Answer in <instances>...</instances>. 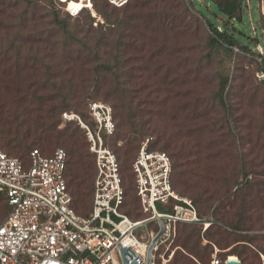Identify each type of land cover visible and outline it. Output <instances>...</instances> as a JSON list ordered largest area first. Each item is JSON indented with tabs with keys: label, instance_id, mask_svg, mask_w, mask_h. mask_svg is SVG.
<instances>
[{
	"label": "rangeland",
	"instance_id": "374dc122",
	"mask_svg": "<svg viewBox=\"0 0 264 264\" xmlns=\"http://www.w3.org/2000/svg\"><path fill=\"white\" fill-rule=\"evenodd\" d=\"M245 2L243 30L260 37L256 28L258 21L264 23V0ZM204 10L212 12L210 0H128L124 8H109L118 20L110 26L97 8L96 18L85 14L71 19L50 0H0V134L18 137L25 157L0 146L24 161L31 149L45 156L66 150L75 207L87 215L96 177L92 143L79 121L65 115L77 116L96 136L90 105L111 107L116 132L101 137L129 173L146 140L152 139L150 148L156 150L174 144L193 170L194 190L190 195L177 191L191 200L199 196L202 218L218 221L220 232H211L215 239L201 234L202 246H209L205 263L181 247L189 230L181 227L172 246L161 250L164 259L158 264H225L231 250L242 264H264V86L256 79L260 63L255 47L248 52L237 48L231 61L222 54L210 59ZM223 61L229 62L231 77L229 113L216 100ZM143 129L147 135L140 134ZM61 134L78 136L79 155L71 150L69 138L58 139ZM127 203L145 218L134 180ZM6 215L0 199V223ZM153 228L141 227L135 236L146 242Z\"/></svg>",
	"mask_w": 264,
	"mask_h": 264
},
{
	"label": "built area",
	"instance_id": "2783aa9c",
	"mask_svg": "<svg viewBox=\"0 0 264 264\" xmlns=\"http://www.w3.org/2000/svg\"><path fill=\"white\" fill-rule=\"evenodd\" d=\"M54 1L72 18L86 10L97 17L94 0ZM108 2L122 8L128 0ZM255 53L260 63L256 79L264 83V40L255 46ZM90 112L98 125L96 136L77 116L65 115L68 120L79 121L92 143L96 177L88 216L79 215L73 207L67 182L68 154L64 149H57L51 156L35 149L26 164L0 147V195L9 206L0 224V264H123L120 244L130 247L142 261L140 264H147L149 249L161 232L160 221L164 233L150 257V264H158L159 259H164L161 250L175 242L178 225L202 226L203 233L213 225L212 217L202 218L193 201L175 191L172 160L165 152L149 149L152 139L146 140L132 164L135 190L145 218L134 221L125 214L120 163L101 137L102 133L112 136L116 132L113 110L95 102ZM153 224L148 240L139 241L135 231Z\"/></svg>",
	"mask_w": 264,
	"mask_h": 264
},
{
	"label": "trees",
	"instance_id": "16d2710c",
	"mask_svg": "<svg viewBox=\"0 0 264 264\" xmlns=\"http://www.w3.org/2000/svg\"><path fill=\"white\" fill-rule=\"evenodd\" d=\"M253 1H256V0H253ZM50 2L52 3V6L54 8L55 7L60 8V10H62L67 15L68 18L73 19L54 0H50ZM210 2H211L212 7H213L212 12L211 13L207 12V10H204L201 12L203 17L205 18V20L207 22L209 30H210V35H209L208 41H207V48L209 49V58L210 59L214 58L215 56L222 54L225 57V59H228L231 61L234 58L235 49L238 48L244 52H248V51L252 50V47H255L257 44H259L261 42V40H264V23L261 20L257 22V28H256V30L261 33L260 37L252 38L251 36H247L243 30L244 23H245V17H246V7H247L245 0H218V1L210 0ZM110 7L116 8L112 5H110L108 0H105L102 3L98 2L97 0H94V9L95 10H96V8L98 9L99 13L104 16V18L106 19L107 23L110 26H115V24L118 23V20L117 19L115 20L113 18L112 14L109 13ZM124 7H122V8H124ZM118 9H121V8H118ZM85 14L92 15L89 11L86 10L81 16H83ZM217 17H222L223 21L221 23H218ZM228 63L229 62H225V61H223L221 63L220 72L218 73V78H219L218 87L219 88H218V92L216 94V100L218 101L220 106L227 113H229L231 110L230 105L228 104V93H229L230 85H231V77H230V73H229V68L227 67ZM106 69L108 72L112 71L111 68H106ZM262 85L264 86V83H262ZM227 121H229V123H230V117L228 118ZM3 128H4L3 126H2V128L0 127L1 130ZM147 132L148 131L146 129H143L142 132H140V134L147 135L148 134ZM62 137H67L71 140V150L73 151V153L79 155V153H80L79 147H80L81 143L79 141L78 136L74 135V134H71L69 136L67 134H65V135L61 134V136L58 137V139H60ZM18 140H19L18 137H12L10 135H4V133L0 134V143L3 145V147L7 151L15 153L17 155H20L22 158H24L25 155L22 154V149H23L22 145H17ZM47 140H48V138L45 139L44 141L47 142ZM151 142H150V144H151ZM150 144H149V149L151 151H162V152L167 151L170 153V154H168L167 152H165L170 156V158L172 160L173 188L175 189V191L177 193H179L177 190L181 189L184 194L190 195V191L194 190L193 186H192L193 184L191 183L193 170L188 167L189 165L187 164V162L184 159L183 152L180 151V149H178V147L174 146V144H172V143L166 145L162 150L152 149V148H150ZM1 149L5 153H7L2 147H1ZM33 150H35V149H31L28 152V157H27L26 161H24L23 159H20V158L19 159L22 160L23 162H25L26 164H28L30 152ZM138 152H137V154H138ZM114 153L116 154L118 161L120 163L121 174H122V178H123V187L125 190V204H124L122 210L132 220H134V221L141 220L142 218L140 219V217H141L142 213L139 212L138 208L136 206L134 207L133 205H131L130 208H128L129 205L127 203L129 187L131 185L132 180H134V187H135V179H134V175L132 173V165H131V169H130V173H129L128 168L125 167L121 158L117 155V152L114 151ZM7 154L10 155L9 153H7ZM137 154H136V156H137ZM10 156H13V155H10ZM135 158H134V160H135ZM134 160H133V162H134ZM94 165H95V157H94ZM68 171H69V156H68V163H67V182H68V187H69ZM240 186H243V185L241 184ZM78 188H81V184L78 186ZM69 190H70V187H69ZM70 192H71V190H70ZM135 193H136V190H135ZM180 195H182V194H180ZM182 196H184V195H182ZM72 197H73V195H72ZM136 197H137V194H136ZM192 198H193V200H192L193 203L195 204V206L197 207V209L199 211V215L202 217V214L199 210V198L200 197L193 195ZM0 199L6 203L7 214H8L9 206H8L5 198L0 195ZM137 199H138V197H137ZM138 204H139V207L141 209L139 199H138ZM73 207L76 210V212L79 215H81L75 207L74 198H73ZM91 207H92V203H91ZM90 211H91V209H90ZM88 214L82 215V216H88ZM133 217H135V218L133 219ZM193 226H197V225H185V224L178 225L177 237H178V235H180V228L181 227H184L185 229H189L188 231H186V233H184L185 236H183V238H181V242H179V244L185 250L186 253L197 258V260L205 263V261H207V256H208L207 250H208L209 246H204V247L202 246V241H201V234L203 233L202 226H199L200 227L199 230H196V228H194ZM216 228H218V221L216 219H214L213 225L206 232H204L203 235H206L209 238V241H212V239H215V238H213V235L211 234V232L213 229H216ZM232 228H233V230H238V229H240V225H232ZM216 232H220V229L218 228V231H216ZM176 239H178V238H176ZM216 242L218 243L217 240H216ZM231 251H233V252H232V255H230V256L237 255L236 251H234V250H231ZM177 262H178V260H177ZM219 264H221V261H219Z\"/></svg>",
	"mask_w": 264,
	"mask_h": 264
},
{
	"label": "water",
	"instance_id": "95a60500",
	"mask_svg": "<svg viewBox=\"0 0 264 264\" xmlns=\"http://www.w3.org/2000/svg\"><path fill=\"white\" fill-rule=\"evenodd\" d=\"M161 226V232L157 236V238L153 241L148 254V263L150 264V257H151V251L155 243L158 241V239L163 235L164 233V227L162 225V222H160ZM120 252H121V260L123 264H140L142 261L140 258L135 254V252L129 247V248H123L121 244L119 245ZM229 259V258H228ZM225 264H242V262L237 258V260H227Z\"/></svg>",
	"mask_w": 264,
	"mask_h": 264
},
{
	"label": "bare ground",
	"instance_id": "6f19581e",
	"mask_svg": "<svg viewBox=\"0 0 264 264\" xmlns=\"http://www.w3.org/2000/svg\"><path fill=\"white\" fill-rule=\"evenodd\" d=\"M228 260H237V258L234 256H230Z\"/></svg>",
	"mask_w": 264,
	"mask_h": 264
}]
</instances>
